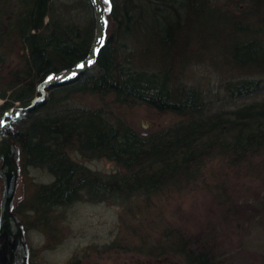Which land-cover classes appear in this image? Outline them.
Segmentation results:
<instances>
[{
  "label": "trees",
  "instance_id": "trees-1",
  "mask_svg": "<svg viewBox=\"0 0 264 264\" xmlns=\"http://www.w3.org/2000/svg\"><path fill=\"white\" fill-rule=\"evenodd\" d=\"M211 1L105 0V34L95 59L82 73L48 86L44 99L20 109L8 128L20 148V167H41L53 176L36 188L35 211L81 195L108 197L127 215H139L140 226L154 225L157 216L151 218L149 204L205 182L207 160L217 158L231 169L264 167V161L253 160L264 152V48L250 54L248 64L225 55L235 74L223 81L216 96L180 78L182 66L193 56L192 43L212 52L209 42L240 33L229 21L244 28L241 47H251L258 39L264 45V0H225L243 3L236 11ZM19 3L9 19L0 5V117L11 106L28 105L41 80L79 63L94 35L90 0ZM209 10L220 11L225 24L220 30L213 25L214 33L202 29V23L194 25L198 13ZM141 36L146 41L140 46ZM156 38L164 40L163 48ZM3 56L11 61L6 63ZM77 92L111 99L92 108L77 104ZM136 100L172 112L175 123L144 134L112 114L114 105ZM238 100L242 102L235 104ZM71 150L85 158L105 157L116 170L107 175L92 172L69 156ZM132 229L138 235V229ZM168 229L156 242L142 238L136 248L156 254L169 246L183 253L187 240ZM190 257L198 261L191 264H214L205 254Z\"/></svg>",
  "mask_w": 264,
  "mask_h": 264
},
{
  "label": "rangeland",
  "instance_id": "rangeland-1",
  "mask_svg": "<svg viewBox=\"0 0 264 264\" xmlns=\"http://www.w3.org/2000/svg\"><path fill=\"white\" fill-rule=\"evenodd\" d=\"M211 2L220 8L226 5L234 11L243 7L240 2L229 5L225 0ZM0 5L9 19L19 9L20 3L19 0H0ZM198 16L194 25L202 23V29L209 32H215V24L218 30L225 25L220 11L209 10L198 13ZM229 24L241 34L236 32L235 36L209 42L214 51H202L195 42L189 46L193 56L180 70L183 83L200 85L216 96L223 81L235 74L233 63L224 61L225 55L248 64L250 54L263 51L260 39L251 47H241L240 42L246 37L243 36L246 35L244 28L238 21H229ZM247 24L251 26L252 23ZM139 39L137 44L141 46L146 39L144 36ZM154 42L164 47V40L156 38ZM205 42L203 40L202 44ZM4 60L6 62L7 57ZM47 93L46 89L45 96ZM110 99L111 95L100 96L96 92L76 93L77 104L92 108L108 103ZM241 102L238 100L235 104ZM111 112L144 134L173 124L177 119L172 112L159 111L138 100L132 104L114 105ZM69 156L92 172L107 175L116 170L115 164L105 157L85 158L74 150L69 152ZM253 160L261 164L264 152L253 155ZM204 169L208 183H205L206 180L199 181L181 194H171L149 204L153 207L151 218L157 216L154 225L140 226L139 215H127L122 205L111 202L108 197L92 200L85 195L66 203L50 205L45 209L47 217H41L42 211H35L33 207L34 193L40 183L52 181L53 176L33 165L20 167L14 205L29 226V241L37 252L38 264H150L163 258L177 264H191L198 262L190 257L197 254L210 256L214 264H264V167L258 171L246 169L244 165L240 169H231L213 158L207 160ZM2 188L0 177V197ZM217 193H223V196L218 197ZM132 227L138 229V235ZM166 228L170 232H178L187 240L183 253L173 252L169 246L164 251L157 250L156 254L136 248L142 238L149 243L156 242Z\"/></svg>",
  "mask_w": 264,
  "mask_h": 264
},
{
  "label": "water",
  "instance_id": "water-1",
  "mask_svg": "<svg viewBox=\"0 0 264 264\" xmlns=\"http://www.w3.org/2000/svg\"><path fill=\"white\" fill-rule=\"evenodd\" d=\"M95 20L94 35L86 56L77 64L62 68L37 84L38 95L33 96L26 106H11L0 117V177L3 182L0 197V239L1 251H9L6 264H27L28 245L25 230L15 211L14 198L20 175V148L15 137L9 133L11 121L20 109H29L44 99L46 88L85 71L96 57V51L105 34V0H90ZM6 119H3L4 117ZM4 257V254H2Z\"/></svg>",
  "mask_w": 264,
  "mask_h": 264
},
{
  "label": "flooded vegetation",
  "instance_id": "flooded-vegetation-1",
  "mask_svg": "<svg viewBox=\"0 0 264 264\" xmlns=\"http://www.w3.org/2000/svg\"><path fill=\"white\" fill-rule=\"evenodd\" d=\"M18 214V213H17ZM41 217H47L46 211H42L41 212ZM19 216V214H18ZM20 217V216H19ZM23 226H24V230H25V238L27 241V245H28V262L27 264H38V258H37V252L34 251L32 243H30L29 241V236H28V230H29V226H27V224L25 223V221L20 217ZM1 244H2V240L0 239V264H6V261H4V259L6 257L9 256V251H6L3 253V251H1ZM2 254H4V257L2 256ZM155 259L152 263L150 264H177L176 262L173 261H169V259Z\"/></svg>",
  "mask_w": 264,
  "mask_h": 264
}]
</instances>
